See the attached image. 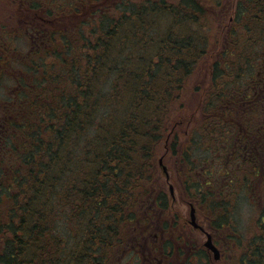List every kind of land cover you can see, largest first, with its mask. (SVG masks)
Segmentation results:
<instances>
[{"label": "trees", "instance_id": "16d2710c", "mask_svg": "<svg viewBox=\"0 0 264 264\" xmlns=\"http://www.w3.org/2000/svg\"><path fill=\"white\" fill-rule=\"evenodd\" d=\"M5 1L0 264H118L157 214L176 226L159 158L214 228L257 196L264 0H234L230 18L221 0ZM256 222L237 264L264 262V209Z\"/></svg>", "mask_w": 264, "mask_h": 264}, {"label": "rangeland", "instance_id": "374dc122", "mask_svg": "<svg viewBox=\"0 0 264 264\" xmlns=\"http://www.w3.org/2000/svg\"><path fill=\"white\" fill-rule=\"evenodd\" d=\"M234 0H221V6H220V12L222 13L220 16L226 15L227 18L231 17V4H233ZM233 6V5H232ZM218 13V11H217ZM14 16L13 7L10 3L6 2L5 0H0V23L1 22H8L10 25H13L12 19ZM221 18V17H220ZM11 28V27H10ZM17 46L20 50L26 51L28 49V43L27 39L25 37H20L17 41ZM260 72L263 71L264 73V65L259 69ZM206 69L201 68L199 71V76L197 79V83H191V94H187L186 98H188V104L193 106L195 104L196 97L198 98V94L196 92L201 91L202 87L204 86V75L206 74ZM259 74V73H258ZM262 82L261 77H258L256 80V83ZM197 88V90H196ZM1 92V91H0ZM7 93V92H6ZM5 93V94H6ZM0 93V97H4ZM7 95V94H6ZM193 95L194 98H193ZM163 165L166 167V173L167 176H169V181L164 180L165 176L162 173L161 179L162 181H165V189H168L169 184L172 185V192L167 190L168 193V200H169V206L168 209L164 212L166 214V219L170 220L173 215H176L177 218L175 219L176 226H172V221L167 222L169 223V227L165 233V237H168V241L172 242L173 244L179 245L180 247H183V235L185 236V223L189 221L190 217V205L187 198H185L184 195H181L182 191L179 190L176 185L175 181L173 180L172 176L173 174L168 169L167 165L163 163ZM249 196L247 197V200H245L243 203H238L237 208L235 207V211L233 212L232 216L229 217V226L226 224H221L222 228L219 229V253L220 257L218 260H214L212 253L208 252L206 253V256L202 255L196 256V257H190L188 256V260H185L184 256H179L177 253H175L173 250L166 248L164 250L169 251V255L165 252H163L162 249L157 248L156 243L148 245L147 247H150L149 249L144 250V254L140 255V249L142 248V242H141V236H139L138 230H134V235L131 240L130 244H133V246H136L134 248L126 250L120 254V256L117 258L119 260L118 264H147L145 260L143 259L147 254H151L150 256L152 258H155L157 262L154 264H237L236 259L239 256V252L241 250V247L245 246L247 244V241L252 238L253 236H259L261 233V228L258 225V222H256L257 215L262 214V209H264L262 203H256L249 200V198L253 197V200H261L264 198V186H260L257 190V196L252 195V192L246 191ZM200 217V216H199ZM199 217H196V222H204L203 219H199ZM157 218H160L159 214H157ZM161 218H164V215H161ZM161 218L158 222H161ZM201 220V221H200ZM141 229V227H139ZM137 230V231H136ZM223 231V233L220 232ZM234 234V235H233ZM228 235L229 239L225 237ZM233 235V238L231 236ZM142 236L145 237L144 232L142 233ZM192 240L195 239L200 245H203L205 239V235L195 231V233H192ZM226 238V239H225ZM174 240V242H173ZM239 244V246H238ZM153 248H157L153 250ZM153 253V254H152ZM149 256V257H150ZM149 259V258H148ZM190 260V261H189ZM264 264V262H263Z\"/></svg>", "mask_w": 264, "mask_h": 264}, {"label": "flooded vegetation", "instance_id": "af4514ba", "mask_svg": "<svg viewBox=\"0 0 264 264\" xmlns=\"http://www.w3.org/2000/svg\"><path fill=\"white\" fill-rule=\"evenodd\" d=\"M199 210V209H198ZM201 217L204 222H196V219L193 222H189L187 221L185 223V236L183 235V256L185 257V260H188V256L190 257H196V256H202L208 252H210L206 247H205V241L203 243V245H200L195 239L192 240V233H195V231H198L202 234L205 235V239H209L212 241V243L219 249V229L222 228L221 225H219L218 228H214L212 226V224H210V222L207 221V219L205 218V216L199 211V214H197V217ZM199 217V219H201ZM159 218H157L154 222H149L147 225H145V227L141 226V233L144 232L145 237H142V248L140 249V255L144 254V250L149 249L150 247H147L148 245L150 246L153 243H156L157 248L163 249L165 247H167L166 245V240L168 239V237L163 236V232H166L167 230L164 231V228L162 226V222H158ZM201 221V220H200ZM153 224V226L151 225ZM221 233H223V231L220 230ZM224 235V233H223ZM225 237H228V235H226ZM229 238V237H228ZM206 239V240H207ZM226 239V238H225ZM150 242V244L148 243ZM136 246H133V248ZM176 247H180L179 245H177ZM155 248V249H157ZM144 249V250H143ZM153 248V250H155ZM158 251V249H157ZM220 251V250H219ZM176 253V252H175ZM178 254V253H177ZM179 255V254H178ZM153 259V261L156 263L157 260L155 258H151ZM190 261V260H189ZM147 264H154L150 261H148ZM176 264V263H175Z\"/></svg>", "mask_w": 264, "mask_h": 264}, {"label": "water", "instance_id": "95a60500", "mask_svg": "<svg viewBox=\"0 0 264 264\" xmlns=\"http://www.w3.org/2000/svg\"><path fill=\"white\" fill-rule=\"evenodd\" d=\"M159 163L161 164V159L159 160ZM162 168H163V171L166 172V168H165V166H162ZM169 189H170V192H172V187H171V185L169 186ZM192 214H193V213H192V211H191V215H192ZM205 245L213 251V253H214V258L217 259V258L219 257V254H218V251L213 247L211 241L208 240V241L206 242Z\"/></svg>", "mask_w": 264, "mask_h": 264}]
</instances>
